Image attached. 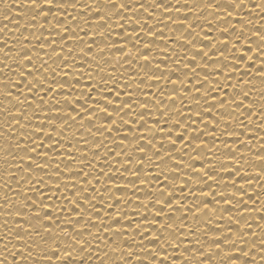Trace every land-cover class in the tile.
<instances>
[{
	"label": "snow or ice",
	"instance_id": "1",
	"mask_svg": "<svg viewBox=\"0 0 264 264\" xmlns=\"http://www.w3.org/2000/svg\"><path fill=\"white\" fill-rule=\"evenodd\" d=\"M19 7L0 28V264H264V0Z\"/></svg>",
	"mask_w": 264,
	"mask_h": 264
},
{
	"label": "bare ground",
	"instance_id": "2",
	"mask_svg": "<svg viewBox=\"0 0 264 264\" xmlns=\"http://www.w3.org/2000/svg\"><path fill=\"white\" fill-rule=\"evenodd\" d=\"M26 3H27V0H0V28H3L5 23H6V21L4 19L5 15H7L9 17V19L12 21V23L8 25L11 33H13V34L16 33L17 30L15 28V25L17 23H19L21 25V28H23L25 26V24L27 23L28 17L31 14L27 13L25 8H21V7H19V5L26 4ZM12 5H15V6H12ZM73 15H75V13H73ZM14 17H19V19H13ZM49 19L51 20V17ZM149 23H152V21H149ZM164 31H165V35H172L173 34V33H170L168 31V29H164ZM25 34H27V33H25ZM91 34H92L91 31H89V35H91ZM177 35H178V33H177ZM216 35H218V33H213V36H216ZM2 38L3 37L0 36V39H2ZM29 38L31 39V37H29ZM129 47H131V45H129ZM162 47H163V44L158 42L156 45L153 46V52H158L159 49ZM77 51H79V49H77ZM94 51H95V47H94ZM125 51H127V48L125 49ZM133 51H135V49H133ZM177 51H179V49H177ZM118 55H120V54L113 52V59L115 58V56H118ZM157 58L159 59V57H157ZM164 59L167 60V57H164ZM161 68L163 69L164 65H161ZM135 71L140 72L141 76L143 75V72H141L139 69V65L136 66ZM194 83H195V81H194ZM254 84H255L257 90L264 87V85H262L259 80L254 81ZM133 86H135V85H133ZM77 87L79 88L80 85H77ZM121 87H122V85H121ZM141 87L144 88L145 86L141 85ZM152 91H156V89H152ZM229 91H231V89H229ZM254 98H256L258 103H259V97L255 93H254ZM179 103H180V101L177 100V107H179ZM262 127H264V125H262ZM257 135H259V133H257ZM225 136L227 137L228 133H225ZM240 139L243 140L244 137H240ZM125 143H127V142H125ZM3 144H4V141L2 139H0V145H3ZM179 147H180V145L177 144V148H179ZM101 151H103V150H101ZM0 155H2V153H0ZM185 160L187 161V157H185ZM0 163H2V162H0ZM117 167H119V165H117ZM196 167H200V161L199 160H197ZM0 170H2V169H0ZM156 171H158V169H153V174ZM249 171H251V169H249ZM124 175L126 177H128L129 173H125ZM131 178L134 179L135 177H131ZM102 183H103V181H102ZM118 183L123 185L124 183H126V181H118ZM137 183H139V181H137ZM152 186L155 187L154 182H153ZM186 191H187V189H186ZM249 191H260L259 185H257L254 181L252 184V188L249 189ZM0 195H2V192H0ZM116 195L120 196L123 194L117 193ZM178 195H179V192L177 191V196ZM261 200L264 201V196L261 197ZM190 202H191V197H189V200L186 201V203H190ZM259 206L260 205L257 204V208H259ZM140 211L143 213V209H141ZM224 215L227 216L228 213H224ZM253 215H255V213H253ZM257 219H259L258 216H257ZM187 223L191 224L192 223L191 219H189V221ZM113 239H114V237H113ZM177 264H179V261L177 262Z\"/></svg>",
	"mask_w": 264,
	"mask_h": 264
}]
</instances>
